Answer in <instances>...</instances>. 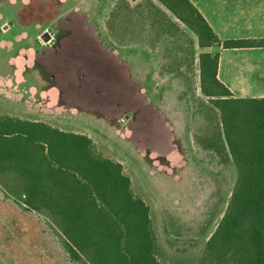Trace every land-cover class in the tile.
Here are the masks:
<instances>
[{
	"label": "rangeland",
	"instance_id": "rangeland-1",
	"mask_svg": "<svg viewBox=\"0 0 264 264\" xmlns=\"http://www.w3.org/2000/svg\"><path fill=\"white\" fill-rule=\"evenodd\" d=\"M114 3L0 0V114L87 135L151 208L161 263L191 264L226 210L236 172L195 144L196 102L206 100L197 63L183 72L191 88L161 71L176 42L114 40L105 27ZM0 264L76 263L46 214L21 210L0 190Z\"/></svg>",
	"mask_w": 264,
	"mask_h": 264
},
{
	"label": "trees",
	"instance_id": "trees-1",
	"mask_svg": "<svg viewBox=\"0 0 264 264\" xmlns=\"http://www.w3.org/2000/svg\"><path fill=\"white\" fill-rule=\"evenodd\" d=\"M105 27L119 42H176L172 64L161 71L179 74L191 88L183 72L193 73L197 63L206 100L196 102L194 141L220 165H232L236 180L191 264H264V98H235L217 78L219 54L204 52L264 48V40L221 42L188 0H115ZM0 190L21 210L46 214L76 264H162L151 208L122 164L97 152L83 133L0 114Z\"/></svg>",
	"mask_w": 264,
	"mask_h": 264
},
{
	"label": "crops",
	"instance_id": "crops-1",
	"mask_svg": "<svg viewBox=\"0 0 264 264\" xmlns=\"http://www.w3.org/2000/svg\"><path fill=\"white\" fill-rule=\"evenodd\" d=\"M188 1L221 42L264 40V0ZM204 52L219 54L217 78L235 98H264L263 47H213Z\"/></svg>",
	"mask_w": 264,
	"mask_h": 264
},
{
	"label": "water",
	"instance_id": "water-1",
	"mask_svg": "<svg viewBox=\"0 0 264 264\" xmlns=\"http://www.w3.org/2000/svg\"><path fill=\"white\" fill-rule=\"evenodd\" d=\"M40 39L43 43H49L51 42L52 36L50 35L49 32H44L41 36Z\"/></svg>",
	"mask_w": 264,
	"mask_h": 264
}]
</instances>
